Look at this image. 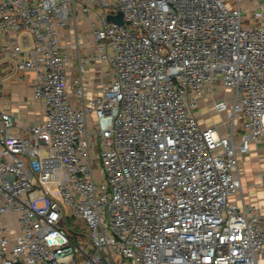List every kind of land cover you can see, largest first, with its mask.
<instances>
[{
  "label": "built area",
  "instance_id": "obj_1",
  "mask_svg": "<svg viewBox=\"0 0 264 264\" xmlns=\"http://www.w3.org/2000/svg\"><path fill=\"white\" fill-rule=\"evenodd\" d=\"M241 8L0 0V49L46 103L22 131L0 111V264H264V207L241 171L264 144V8L250 26ZM92 64L108 73L97 92ZM202 103L224 132L200 125Z\"/></svg>",
  "mask_w": 264,
  "mask_h": 264
},
{
  "label": "crops",
  "instance_id": "obj_2",
  "mask_svg": "<svg viewBox=\"0 0 264 264\" xmlns=\"http://www.w3.org/2000/svg\"><path fill=\"white\" fill-rule=\"evenodd\" d=\"M73 43L68 39L65 40V49L70 57L67 67L69 77H75L79 74L76 69L77 55ZM15 61L16 59L0 49V111L11 113L14 121V131H22L28 125L45 120L46 103L44 100L35 99L33 96L35 73L17 69ZM100 70V66L96 64H92L87 69L84 75V84L88 91L97 92L101 85L108 81V73ZM204 106L207 105L202 103L201 107ZM209 112L211 116H204L201 111H197V119L200 125L202 127L216 125L221 132H224L226 127L222 122L226 117L216 114L212 110H209ZM259 146L253 147L252 152L244 158L246 157V160L250 159L252 161L256 157H261L260 161L264 162V154L260 152ZM250 161L244 162V173L248 174L247 176L243 175V195L247 200L264 207V187L261 184L259 175H256L257 173L260 174L264 164L260 168L254 161L251 163ZM259 168L260 171H258Z\"/></svg>",
  "mask_w": 264,
  "mask_h": 264
},
{
  "label": "rangeland",
  "instance_id": "obj_3",
  "mask_svg": "<svg viewBox=\"0 0 264 264\" xmlns=\"http://www.w3.org/2000/svg\"><path fill=\"white\" fill-rule=\"evenodd\" d=\"M224 1L227 2V4H229L231 7H236L238 3L241 4L243 23L245 26H250L251 24H253V21L250 23V19L254 15V12L256 11V9L264 8V0H224ZM198 111H201L204 116H207V115L211 116L207 106L200 107ZM263 146L264 145H260L259 147H260V152L264 154ZM260 158L261 157H256L252 159V161H250V159L249 160L247 159V160L250 161V163L254 161L257 165H259L258 167L261 168L264 162H261ZM245 160H246V157L243 158V162L241 163L242 174L244 173L243 167L245 166V163L248 162L247 160L245 162ZM260 168L258 169V171H260ZM247 174L248 173H244L243 175L247 176ZM256 175H259V174L257 173ZM246 184H249V183H246ZM74 225L76 227H80V230H82L83 232L89 233V228L83 220H77L76 222H74Z\"/></svg>",
  "mask_w": 264,
  "mask_h": 264
},
{
  "label": "water",
  "instance_id": "obj_4",
  "mask_svg": "<svg viewBox=\"0 0 264 264\" xmlns=\"http://www.w3.org/2000/svg\"><path fill=\"white\" fill-rule=\"evenodd\" d=\"M108 20L113 21V22L121 25V24H123V14H122V12H119V14L116 16L109 15Z\"/></svg>",
  "mask_w": 264,
  "mask_h": 264
}]
</instances>
